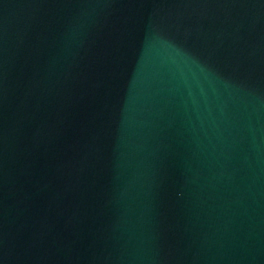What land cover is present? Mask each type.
<instances>
[{
  "label": "water",
  "instance_id": "obj_1",
  "mask_svg": "<svg viewBox=\"0 0 264 264\" xmlns=\"http://www.w3.org/2000/svg\"><path fill=\"white\" fill-rule=\"evenodd\" d=\"M0 264H264V0H0Z\"/></svg>",
  "mask_w": 264,
  "mask_h": 264
}]
</instances>
